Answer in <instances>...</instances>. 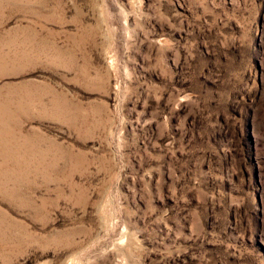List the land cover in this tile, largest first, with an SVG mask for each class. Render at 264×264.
I'll list each match as a JSON object with an SVG mask.
<instances>
[{"label": "rangeland", "instance_id": "obj_1", "mask_svg": "<svg viewBox=\"0 0 264 264\" xmlns=\"http://www.w3.org/2000/svg\"><path fill=\"white\" fill-rule=\"evenodd\" d=\"M0 264H264V0H0Z\"/></svg>", "mask_w": 264, "mask_h": 264}]
</instances>
